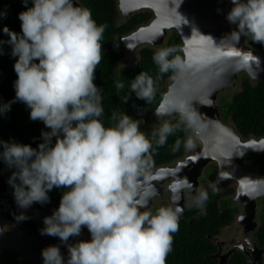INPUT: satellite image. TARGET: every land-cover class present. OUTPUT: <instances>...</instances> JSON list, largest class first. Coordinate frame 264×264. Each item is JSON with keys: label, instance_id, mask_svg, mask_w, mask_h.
Listing matches in <instances>:
<instances>
[{"label": "clouds", "instance_id": "obj_1", "mask_svg": "<svg viewBox=\"0 0 264 264\" xmlns=\"http://www.w3.org/2000/svg\"><path fill=\"white\" fill-rule=\"evenodd\" d=\"M22 3L26 10L18 14L21 32L3 29L16 58L17 79L15 97L0 104V115L10 111L12 103L21 102L29 109V118L43 122L49 131L41 132L42 143L36 148L0 140V161L15 169L7 182L18 209L49 203L53 188L65 189L58 208L44 217L39 231L42 236L58 237L67 246V259L59 245H51L41 250L43 264H166L180 210L149 207L156 196L152 154L182 127L197 129L199 113L177 96L168 108L178 116L176 122L165 120L150 136L141 131V119L126 113L113 112L109 119L115 123L105 126L103 89L94 80L107 26L98 24L91 10L74 0ZM231 4L226 20L235 28L220 44L228 41L236 46L243 36L264 45V0H231ZM2 17L6 13H0ZM201 37L215 44L211 36ZM175 52V47H167L153 54L159 74L183 70ZM257 59L242 57L245 63ZM115 86L125 87L122 82ZM155 92L153 77L140 72L131 80L123 102L134 93L147 104ZM162 112L158 109L157 115ZM181 143L177 139L172 151H179ZM183 146L192 150V138L185 139ZM210 187L216 189L215 184ZM177 190L191 193L193 206L205 210L206 190H194L186 177L173 189ZM15 219L28 217L20 212ZM82 227L91 239L69 244L70 237L80 236Z\"/></svg>", "mask_w": 264, "mask_h": 264}, {"label": "water", "instance_id": "obj_2", "mask_svg": "<svg viewBox=\"0 0 264 264\" xmlns=\"http://www.w3.org/2000/svg\"><path fill=\"white\" fill-rule=\"evenodd\" d=\"M74 2L81 6L78 0ZM117 3L122 21L144 10L154 14L150 24L121 38L125 47V56L121 62L123 66L134 63L143 46H162L169 32H176L182 42L184 68L168 86L155 111L158 122L178 117L174 112H169L168 108L180 96L200 116L199 126L193 130L197 137L196 144L202 148L197 149L195 157L179 163L176 168L162 170L175 182L170 190L172 203L180 210L179 218L186 214L187 206L184 191H173L177 181L186 173L187 180L196 190L202 171L208 164L215 162L219 168L218 187L234 182L238 184L234 203H240L244 208L238 220L244 233H250L256 225L257 200L264 198V179L256 178L244 164L249 154H264V138L243 141L234 126L224 123L219 99L225 89L236 87L240 76L251 81H264V52L252 48L243 36L236 46H231L228 41L220 44L224 37L218 35V30L233 26L226 20V14L232 7L231 0H181V3L180 0H117ZM200 34L211 36L215 44ZM245 55H254L258 59L245 63L242 60ZM158 109L163 110L160 115H157ZM7 181V196L16 206L13 189ZM153 181L161 182L157 175H154ZM23 213L37 223H43L44 217L52 215L50 209L40 211L34 204L23 210ZM3 222L0 212V250H18L36 255L57 242L55 237L38 242L25 239L20 233L10 236L3 231ZM81 232L88 230L82 227ZM90 239L89 236L82 240ZM51 240H55L54 243L47 245ZM254 248V259L249 260L248 264H264L263 251ZM228 258H222L219 264H228Z\"/></svg>", "mask_w": 264, "mask_h": 264}, {"label": "trees", "instance_id": "obj_3", "mask_svg": "<svg viewBox=\"0 0 264 264\" xmlns=\"http://www.w3.org/2000/svg\"><path fill=\"white\" fill-rule=\"evenodd\" d=\"M81 7L91 10L93 18L98 24L106 25V29L101 41L102 60L97 66L94 83L102 91V105L104 107L105 126L115 123L109 117L113 112L118 114L126 113L134 119H141V131L146 135L151 134L163 121L155 117V111L159 106L168 86L176 79L178 72L169 71L159 74L158 66L153 61V54L167 47H175L174 56H179L183 62L182 42L175 32L165 40L160 47L143 46L139 51V56L134 63L129 66L121 64L125 56V47L121 41L134 32L138 25L148 22L151 18L148 12L136 13L127 21H122L118 10L117 0H78ZM29 7L31 4L28 5ZM26 7L22 0H0V13H6V17L0 18V104L12 101L15 97L14 81L17 74L14 71L16 58L11 56V46L6 43L8 35L3 32L5 26L15 33H20V20L18 14L25 11ZM252 46L264 52V45L251 42ZM172 57H170L171 59ZM140 72H146L153 77L156 82V92L150 103L137 99L135 94L127 103L123 102V97L128 94L130 82ZM122 82L123 90L116 88V83ZM242 89L235 93L231 99L223 102V117L231 120V124L236 128L241 138L255 137L264 138V81L251 82L250 79L241 82ZM222 117V118H223ZM178 117L171 118L175 123ZM49 131L43 122L33 121L29 118V109L21 102L11 104V109L7 113L0 115V140L28 144L36 148L42 143L41 132ZM191 137L195 143V132L191 128L182 127L180 131L168 137L167 143L152 154L154 167L153 171L161 166H166L177 161L194 150L185 151L183 141ZM177 139L182 141L179 151L173 152L172 146ZM2 150V149H0ZM248 161L259 168L260 175L264 178V154H253L248 157ZM14 168L10 169L0 161V212L3 217L14 223H25L27 221H17L16 215L22 212L6 195V181L11 176ZM65 189L53 188L49 193L50 202L59 206L62 192ZM217 199L208 198L206 203L207 214L197 216L200 209L191 210L187 219L179 222V229L173 234L172 251L168 254L166 264H217L212 259L217 248L213 240L219 237L222 229L230 223L233 212L218 210ZM46 203V204H49ZM46 204L40 206H44ZM194 216L190 219L191 216ZM263 226L258 231L256 238L262 248H264V204L261 213ZM31 221L30 219H28ZM14 257L7 252L0 253V264H13ZM15 264V263H14ZM229 264H246L243 254L236 253Z\"/></svg>", "mask_w": 264, "mask_h": 264}, {"label": "flooded vegetation", "instance_id": "obj_4", "mask_svg": "<svg viewBox=\"0 0 264 264\" xmlns=\"http://www.w3.org/2000/svg\"><path fill=\"white\" fill-rule=\"evenodd\" d=\"M146 12H148L150 14V16H151L150 20L148 22L142 24V25H138L137 29L144 27V26H147L148 24H150L153 21L154 14L150 10L149 11L144 10V11H141L139 13H146ZM234 28H235L234 25L230 28L221 27L218 30V35L225 37V35L228 34L230 31H232ZM173 33H175V32H169L168 35L166 36L165 40H167L169 38V36ZM247 43L252 48H254L251 44V41L247 40ZM240 78H241V76L239 77L237 85L235 88L225 89L224 92L220 95V96L223 95V97L225 98V102L228 100L226 98V95L229 94V95L233 96L235 93H237L239 91V88L241 87ZM243 80H246V79H243ZM251 82H258V81H251ZM223 121L225 124L227 123L226 125H232L231 124L232 122L229 118L227 120H225L223 117ZM252 138H255V137L242 138V140L246 141V140H249ZM195 140H196V138H195ZM195 145H196V147L194 148V150L191 151L190 153H188L187 155H185L184 157H181L177 161L172 162L166 166L165 165L161 166V167H159L153 171V174L157 175L159 180H161V182L160 181H153V184H154L155 189H156V196L149 202V207L153 211H155V209H157L161 206H172L173 205V203H172V192L170 190V187L171 186L173 187L175 182L172 178L169 179L170 175L163 173L162 170L174 169L178 166L179 163L184 162L189 158L195 157L197 149L202 148L201 145H198L196 143H195ZM250 155H253V154H249L246 157L244 167L248 168L250 170V172H253L254 174L256 172V174H255L256 178L261 177L262 179H264L259 173V168L257 166H255L253 163H250L248 161V157ZM258 155H263V154H258ZM208 168H213V170L211 171V174L209 176L207 173ZM218 170H219V168H218L217 164H215V162L208 164L205 167V169L202 171V175L198 178V182H197L198 185L196 187V189L206 190L208 192V198L213 197L214 199H217L216 200L217 204H218L217 209L221 210L222 213H223V211L233 212L232 217H231L232 219H231L230 223L227 224L222 229L219 237H217L213 240L217 250H216V252H214L212 259L215 260L217 262V264H219L222 258L229 256V258L227 259V263L229 264V261L232 259V257L236 253H241L244 255V257L246 259V264H248L249 260L254 259V253H255L254 247H256L257 249L263 251V262H264V248H262L260 246V244L258 243L257 238H256L258 231L263 226V221H262L263 219H262L261 213L263 211L264 198H260L257 200L258 210H257L256 217L254 220L256 225L254 226L253 229H251V232L248 234H245L244 228H242V231H243L242 239H238V240L232 239L229 241H221L220 238H221V236H223L225 229L239 223L238 219L242 215L244 208L240 203H234V198L236 196L237 186H238L237 183L234 182L230 185L225 186L224 188L217 186V178L219 175ZM158 173H159V175H158ZM187 176H186V173H183L181 175V179L178 180L177 183L179 181L183 180L185 177L188 178ZM210 184H215L216 189L213 190L212 187H210ZM183 194H184L185 203L187 206V212L185 215H183L182 217L179 218V222L187 219V217L190 215L191 210H193L195 208V206H193L192 200H191L192 194L189 192H186V191H184ZM33 204L40 211L50 209L51 213H53V211L56 208H58V206H56L52 203L46 204L44 206H40V205H38V203H33ZM173 207H174V205H173ZM21 211L23 212V210H21ZM201 214H207L206 208L203 212L199 211L197 216H199ZM193 217L194 216L192 215L190 217V219ZM3 219H4L3 231L10 236L16 235L17 233H20L23 236V238L29 239V240L34 239L38 242L41 241L42 239H51V237H52V236H46V235L42 236L40 234L39 230L43 227L42 222L37 223V222H34L33 220H31L30 218H28L31 221H29L27 219V221L25 223L21 224V223H14L13 221H10L8 218H5V217H3ZM89 236H90L89 232H81L80 236L75 237V238L73 237L72 239H69L68 243L72 244V243H75L79 240L87 239ZM55 238L57 239V242L55 243V245L60 246V251H61L62 255L65 257V259H67V246L65 244H62L58 237H55ZM54 241L55 240H51L50 242L47 243V245L54 243ZM6 252L10 256L14 257V261L12 262L13 264L14 263L15 264H43L41 252L37 253L36 255L35 254L32 255L30 252L24 253V252H20L18 250H13V251L12 250H0V253H6Z\"/></svg>", "mask_w": 264, "mask_h": 264}, {"label": "rangeland", "instance_id": "obj_5", "mask_svg": "<svg viewBox=\"0 0 264 264\" xmlns=\"http://www.w3.org/2000/svg\"><path fill=\"white\" fill-rule=\"evenodd\" d=\"M246 77H241L240 79V84L241 82L243 81V79H245ZM242 87L239 88V90H241ZM231 95H226V98L229 100L231 97ZM225 98L222 96H220V99H219V104L220 106H222L223 102H224ZM222 112H223V108H222ZM213 170V168H208L207 169V173H208V176L211 174V171ZM242 234H243V231H242V227L239 225V223H237L236 225H233V226H230L229 228H226L224 233H223V236H221V241H229V240H232V239H242Z\"/></svg>", "mask_w": 264, "mask_h": 264}, {"label": "bare ground", "instance_id": "obj_6", "mask_svg": "<svg viewBox=\"0 0 264 264\" xmlns=\"http://www.w3.org/2000/svg\"><path fill=\"white\" fill-rule=\"evenodd\" d=\"M227 124V123H226ZM216 164V163H215ZM218 166V165H217ZM255 174H256V172H255ZM261 178V177H260ZM224 188V187H223ZM173 206V205H172Z\"/></svg>", "mask_w": 264, "mask_h": 264}, {"label": "snow or ice", "instance_id": "obj_7", "mask_svg": "<svg viewBox=\"0 0 264 264\" xmlns=\"http://www.w3.org/2000/svg\"><path fill=\"white\" fill-rule=\"evenodd\" d=\"M231 55V54H230Z\"/></svg>", "mask_w": 264, "mask_h": 264}]
</instances>
